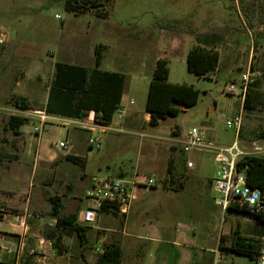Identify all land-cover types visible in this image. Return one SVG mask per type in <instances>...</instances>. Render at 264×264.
Segmentation results:
<instances>
[{
    "label": "rangeland",
    "instance_id": "rangeland-1",
    "mask_svg": "<svg viewBox=\"0 0 264 264\" xmlns=\"http://www.w3.org/2000/svg\"><path fill=\"white\" fill-rule=\"evenodd\" d=\"M99 3L97 9L74 14L65 9L64 0H0V188L14 191L30 185L28 195L37 198L39 192L31 185H38L42 175L39 170L54 168L52 162L36 160L37 144L56 153L59 157L56 160L65 151L72 152L75 146L80 155H88L86 176L107 175L126 181L141 180L143 175L157 178L155 188L148 189L136 202L139 223L136 233L151 223L168 236L186 233L191 239L185 243L202 249L216 247L221 234L227 242L237 223L242 232L259 235L261 223L252 215L232 209L223 212L215 203L218 194L209 181L217 166L212 150L201 148L185 153L194 166L186 171L185 177H178L183 188L165 191L160 183L166 173L170 144L171 154L175 151L183 154L181 141L192 126H197L215 145H229L235 139V130L225 125V119L242 108L238 143L246 155L264 156V140L255 139L253 134L264 123V0H100ZM94 10L107 13L97 15ZM215 26L227 28L226 40L217 47L218 63L206 76H197L186 67V53L196 44L193 33ZM99 44L103 46L100 68L124 76L121 98L124 111L114 112L106 131L91 133L100 138L98 149L87 147L88 131L80 129L74 138L71 136L83 121L49 114V118L40 122L38 116L31 114L32 110L21 111L9 102L12 94L22 95L33 109L44 111L54 62L93 66ZM158 57L168 61L169 82L191 84L199 95L194 104L181 108L175 115L159 117L152 124L144 120L145 101ZM248 68L258 72V90L262 92L260 102L252 108L243 107L240 96L228 92L230 84L237 88L240 74ZM131 110L137 113L128 119L127 111ZM11 114L28 118L20 126L19 134L8 125ZM37 125L40 131L36 135L33 127ZM59 141L68 144L57 147ZM33 164L38 169L36 173ZM66 167L70 173L64 180L71 182L75 191L80 182V168L59 161L57 170ZM14 172L19 175L13 180ZM53 179L56 181L57 177L48 173L44 181L52 183L39 184L44 206L50 205L48 192H69L62 183H53ZM167 182L170 184L172 180ZM21 192L25 198V188ZM80 198L83 206V195ZM43 215L46 220L52 219L46 213ZM78 220L82 221L81 216ZM5 222H0V228ZM52 227L46 225L40 231L35 228L34 232L44 234ZM210 234L216 238L215 242ZM158 246L154 242L148 244L142 252V264L157 263L162 251ZM96 256L97 253L94 260ZM131 258L129 252L124 253L123 264H130ZM228 258L254 264L245 255L226 253L205 264H219Z\"/></svg>",
    "mask_w": 264,
    "mask_h": 264
},
{
    "label": "trees",
    "instance_id": "trees-1",
    "mask_svg": "<svg viewBox=\"0 0 264 264\" xmlns=\"http://www.w3.org/2000/svg\"><path fill=\"white\" fill-rule=\"evenodd\" d=\"M111 1V0H110ZM100 0H64L66 10L74 14H81L89 9H97ZM97 15H106L107 12L94 10ZM248 21V20H247ZM249 23V21H248ZM224 26H215L205 31L194 32L196 44L186 54L187 70L197 76H206L218 63L219 52L217 47L226 40ZM99 44L95 49L93 66L61 61L54 62L53 77L48 85L47 98L44 111L77 119H95L100 123L111 122L114 112L120 107L124 88V76L118 71L101 69V49ZM168 61L158 57L152 71L151 79L145 101V111L150 114L149 122L155 124L159 117L166 114L175 115L181 108L194 104L199 95L196 87L187 83H173L167 80ZM259 81L255 80L246 91L242 106L252 108L261 100L262 92L258 90ZM9 102L22 110L31 109L32 106L27 97L12 94ZM26 116L11 114L8 116V125L15 134L20 133V126L27 123ZM254 138L264 140V123L253 131ZM64 158L76 163L81 169L85 166V157L65 154ZM172 156L168 158L167 171L172 178ZM59 160L51 164L56 167ZM238 167L246 168V181L250 187L258 188L264 193V156L245 155L238 161ZM171 180V179H170ZM170 182V181H169ZM172 183H175L172 181ZM178 187L171 186L173 190L182 188L178 181ZM168 187V186H167ZM51 205L49 214L55 219V225L50 229L48 238L54 249L61 253V238L63 234H76L79 242H86V225L78 221L79 208L64 214L62 202L57 194L47 196ZM105 208V207H104ZM235 211L246 212L261 223L259 235H251L241 231L239 223L232 229L230 238L224 242L225 236H219L218 249L221 253L245 255L258 260L264 240V211L251 213L244 207L237 205L229 207ZM228 209V210H229ZM115 213V212H114ZM96 264H122V249L118 243H108L97 256ZM219 264H239L232 258H228Z\"/></svg>",
    "mask_w": 264,
    "mask_h": 264
},
{
    "label": "crops",
    "instance_id": "crops-1",
    "mask_svg": "<svg viewBox=\"0 0 264 264\" xmlns=\"http://www.w3.org/2000/svg\"><path fill=\"white\" fill-rule=\"evenodd\" d=\"M46 98L47 93L45 95V102ZM122 108L123 105L121 100V104L118 109L124 111V109ZM0 109H2V107H0ZM20 110L25 111L22 109ZM27 110L33 111L35 109L31 108ZM136 113L137 112L133 110L127 111V118L130 119L131 116ZM49 114L51 113L46 112L45 119L49 118ZM144 115V120L149 121L150 114L145 111ZM67 118H72L74 120L83 122L85 120L77 119L74 117ZM124 124H126V121L124 122ZM107 128V124H97L95 126V131L104 132L107 130ZM80 129L85 130L86 132L88 131L84 124H82L79 128H75L73 130L71 136L74 138L76 133L79 132ZM64 142L66 143V145L68 144L67 141ZM66 145L64 147H66ZM86 145L87 147H89L88 144ZM171 145L172 144L169 145L170 153L167 157V164L165 168L166 173L164 174L163 181L160 183L165 191L179 190H173L171 186H174L176 184H168L167 180L170 181L171 179L173 182H176L175 179H177L178 177H185L187 174L186 171L193 168L194 166V163L189 160L185 153L181 154L175 151L171 154ZM71 150L72 152L65 151L64 154H61V159H59V161L71 162L64 158L65 154L82 156L85 157L87 161L88 155H80L82 153L77 151V147L74 146ZM170 156H172V178H170V175L167 171L168 158ZM35 158L39 161L51 163L59 157L56 153L52 152L45 146L41 147V145L37 144V152ZM187 161H190L192 163L190 167H187ZM73 164L77 165L76 163ZM33 165L35 168L34 172L36 173L38 169H36V164ZM85 166L83 169L79 167L80 173L78 174V177L80 182L78 183L75 191L74 185L71 182L67 183V181L64 180L69 176V168L66 167L63 170H57L58 165L57 167L51 168L49 170H39L42 172V175L37 181L38 185H31L32 188H35L39 192L37 198L32 199V196L28 195V186L30 185H28L27 187L26 185H24L22 187H19V189L14 188V191L6 189L5 187L0 188V222L6 221L3 227L0 228V264H96L97 256L102 252L104 245L111 242L118 243L120 245L122 249V264L123 256L126 252H129L130 256H132L130 264H142V252L151 242L157 243L159 245L158 248L162 250L158 255L159 258L156 264H205L207 261L215 258V256H221V252H219V249L217 247L218 241L216 247L212 245L203 249L200 247L197 248L191 246L188 243H185L187 239H191V237L186 233L181 232L177 236H168L167 233L165 234L164 230H160L157 226L151 223L147 226H144L143 229H141L140 233H136L137 226L139 224L137 222L138 213L136 212V202L139 201L141 197H143L148 189H154L157 185L156 181L151 186L142 184V181L144 180V178H146L144 175L142 176L141 180L133 179L128 181L131 185L130 193L132 195V198L129 212L126 215L121 216L117 213H114V211L108 208H103L98 212L96 216L95 225L89 226L78 220L81 224L86 225V242L80 243L75 233L71 235L63 234L61 238V253L57 252L52 246L50 239L48 238L50 230H47V232H45L44 234H41L40 232H34L35 228L40 231L46 225H53V227L55 225V219L49 214L51 205L44 206L43 204L44 200L42 201L41 198V186L42 184L48 186L52 183V181H44L48 173L52 177L53 175L56 176L57 180L55 181V179H53V183H62L63 187L67 188L69 192L64 193L59 191V193L52 191V193L48 192L47 196L54 194L60 196L62 202V213L64 214L70 213L76 208H79L80 211L83 201L80 196L83 195L86 189L89 187L90 179L93 177L86 176L84 172ZM15 175L19 174L14 172L13 180ZM214 175H212V177L209 179L210 183H212ZM103 177L110 178V176L107 175H104ZM178 181L180 182L179 178ZM180 183L183 184V182ZM39 184L41 186H39ZM140 186L143 187L140 188ZM183 187L184 185L182 186V188ZM24 188L25 198L21 196V190H23ZM148 207L149 206H142L143 209ZM44 213L51 216L52 219L46 220V217L43 215ZM79 216L80 214H78V218ZM210 235L212 236V240L215 242L216 238H214L213 234ZM95 253H97V256L94 260Z\"/></svg>",
    "mask_w": 264,
    "mask_h": 264
},
{
    "label": "built area",
    "instance_id": "built-area-1",
    "mask_svg": "<svg viewBox=\"0 0 264 264\" xmlns=\"http://www.w3.org/2000/svg\"><path fill=\"white\" fill-rule=\"evenodd\" d=\"M1 41L0 39V43ZM257 79L258 72L248 68L240 74L237 80V88L230 84L228 92L236 93L243 101L246 91ZM31 113L38 116L40 122L45 119L44 111L33 110ZM243 115L242 108L232 117L225 119V125L235 130V139L231 144L217 146L206 137V133L202 128L192 126L187 131L183 141H181L180 148L183 153L201 148L212 150L217 165L212 180L213 189L218 194L215 203L223 212H226L229 207L237 205L254 214L264 211V193L258 188L250 187L246 181V168L238 167V161L246 155L242 146L238 143V133L242 126ZM83 124L90 132L87 140L88 146L98 149L100 138L93 136L91 133L95 131L97 124L103 123L95 119H85ZM39 131L40 127L38 125L33 127L34 134H38ZM65 145L64 141L57 143V146L61 148ZM186 165L190 167L192 163L187 161ZM155 181L153 177H146L142 184L151 186ZM130 190V182L120 177L98 178L93 176L90 179L89 187L83 194L85 204L79 211L82 222L85 224L95 222L98 212L104 207L121 216L126 215L129 212L132 198ZM256 264H264V248L261 249Z\"/></svg>",
    "mask_w": 264,
    "mask_h": 264
},
{
    "label": "water",
    "instance_id": "water-1",
    "mask_svg": "<svg viewBox=\"0 0 264 264\" xmlns=\"http://www.w3.org/2000/svg\"><path fill=\"white\" fill-rule=\"evenodd\" d=\"M245 175H246V169H245Z\"/></svg>",
    "mask_w": 264,
    "mask_h": 264
}]
</instances>
